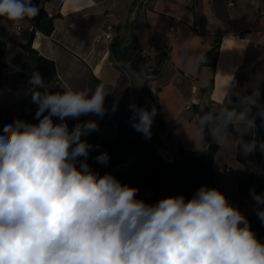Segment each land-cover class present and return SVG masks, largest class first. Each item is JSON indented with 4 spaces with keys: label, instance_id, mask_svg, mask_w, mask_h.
Wrapping results in <instances>:
<instances>
[{
    "label": "clouds",
    "instance_id": "9594fccd",
    "mask_svg": "<svg viewBox=\"0 0 264 264\" xmlns=\"http://www.w3.org/2000/svg\"><path fill=\"white\" fill-rule=\"evenodd\" d=\"M41 6L33 0H0V23L34 18ZM176 34L169 58L186 74H194L206 63L210 43ZM123 67L137 87L143 85L130 65ZM230 76L223 105L202 109L191 124L161 102L180 126L174 134L186 133L198 154L211 144L230 152L237 137L243 155L257 149L264 153V141L243 139L253 134L257 117L264 126L260 89L253 88L250 95L233 92L236 84ZM49 89L34 71L25 95L37 106L38 123L17 118L0 132V264H264V242L218 188L201 186L190 199L179 194L147 203L137 198L138 187L93 169L89 154L100 145L86 137L99 132L100 125L80 117L114 114L122 96L116 95L108 108L105 100L113 91L103 82L94 90ZM128 108L131 127L150 140L156 105L131 102ZM69 119L78 122L70 128ZM94 160L107 166L110 156L100 151ZM250 195L264 224V193L252 189Z\"/></svg>",
    "mask_w": 264,
    "mask_h": 264
},
{
    "label": "crops",
    "instance_id": "0c3cea01",
    "mask_svg": "<svg viewBox=\"0 0 264 264\" xmlns=\"http://www.w3.org/2000/svg\"><path fill=\"white\" fill-rule=\"evenodd\" d=\"M141 1L144 3L135 32L139 45L135 58H152L161 52L167 55L160 77L151 82L152 96L144 107L158 106L164 122V155L166 158L169 153L171 157L168 161L174 162L180 149L194 151L186 133L174 134L180 126L171 119L161 102L178 116L179 109L190 99L191 87H196L200 104L189 109H194L193 114L183 118L191 124L202 114V109L207 111L223 105L227 95L224 89L233 79L230 75L234 76L236 84L233 92L246 94L248 89L256 87L264 91V5L261 0H85L82 4L77 0H49L45 10L48 17L53 18L50 36L35 31L32 18L14 24L0 23V40L6 44L7 64L4 70L6 85L0 87V113L13 122L36 111L37 106L32 103L30 95H25L30 77L20 72L23 64L29 68L35 64V58L23 47L28 42L39 55L55 62L57 91L66 87L94 90L103 82L108 91H113L105 100L106 107L110 108L114 97L120 95L119 81L126 73L111 55V43L96 38L108 23L116 28L117 39L120 26L135 17ZM134 2L136 7L130 9ZM176 33L183 38L195 35L210 43L206 54L218 43L214 66L203 64L194 74L179 69L169 58L177 41ZM194 43L200 44L201 41ZM115 116L116 113L106 114L103 119L81 116L80 120H98L100 131L90 135L99 133L100 138L111 141L117 136ZM54 120L59 122L56 118ZM75 121H67L70 128ZM156 127L155 117L153 134ZM206 139L211 141L210 136ZM237 144L236 138L230 152L218 148L213 159L214 182L243 214L257 216L252 196L243 198L240 205L235 194L243 171L242 164L236 160ZM260 207L264 208V205Z\"/></svg>",
    "mask_w": 264,
    "mask_h": 264
},
{
    "label": "trees",
    "instance_id": "16d2710c",
    "mask_svg": "<svg viewBox=\"0 0 264 264\" xmlns=\"http://www.w3.org/2000/svg\"><path fill=\"white\" fill-rule=\"evenodd\" d=\"M49 0H33L34 4H40L41 9L39 14L32 18L34 30L46 36H50L53 29V18L48 17L45 10V5ZM137 2V1H136ZM133 6L130 8L136 7ZM264 5V0H261ZM140 13L137 11L135 17L128 21L126 29H128L127 36L119 41L115 39L110 45L111 55L116 59L118 66L124 69L126 75L132 79L123 65H130L131 69L139 76L151 75L153 81H156L164 68L167 55L165 52L156 54L154 57L135 58V54L139 50L138 41L136 38V30L139 26ZM33 34V33H32ZM26 53L35 58V64L32 68L23 64L20 67L22 75L31 77L34 71L39 72L45 83L50 85V91H57L59 84L56 79V65L52 59L39 55L31 48L30 42L23 46ZM6 44L0 40V87L6 85L4 77V70L7 67L5 61ZM218 50V43H216L211 51L206 54L207 61L205 64L214 66V60ZM152 65L146 67L149 62ZM147 68L151 73H145ZM123 75L119 81V88L123 83ZM152 81V82H153ZM211 88V85H209ZM253 89H248L246 94L250 95ZM261 103L264 104V91H261ZM151 91L143 87L142 93L136 97V104L145 106L151 99ZM129 98V97H128ZM233 105L237 104L236 97H230ZM127 100H122L119 103V109L115 116L117 124V136L111 140L106 141L100 138L99 133H94L92 136L86 137L89 143L99 144L100 149L92 151L89 154L88 163L93 167L100 165L95 162L94 157L100 151H106L110 160L120 159L121 166L116 171V178L124 184H129L139 188L137 193L138 199H143L147 203H155L161 198L183 194L186 199H190L196 190L201 186L215 187L225 194V191L215 184L213 178V159L218 150V146L212 144L206 152L196 153L180 149L178 156L174 162L166 160L162 147V136L164 132V122L160 116L158 106V115L156 116L157 127L150 141L146 140L142 134L136 132L130 125V117L132 113L129 111ZM22 120L29 123H38L35 119V113L22 118ZM78 121L72 122L73 124ZM12 123L9 118L1 120L0 113V132L5 125ZM257 127L253 134H246L243 139L251 140L255 138L258 141H264V126H261L260 118L256 120ZM238 144L236 149V160L243 166V171L239 178L236 196L238 203L242 204V199L251 196L250 190L255 189L257 193H264V153L259 149L255 154L243 155L240 152V139L237 137ZM163 153V156L158 151ZM148 157L151 159L152 169L144 173L138 170L139 159ZM250 222L252 230L256 233L257 238L264 242V224L259 218L254 215L244 214Z\"/></svg>",
    "mask_w": 264,
    "mask_h": 264
},
{
    "label": "rangeland",
    "instance_id": "374dc122",
    "mask_svg": "<svg viewBox=\"0 0 264 264\" xmlns=\"http://www.w3.org/2000/svg\"><path fill=\"white\" fill-rule=\"evenodd\" d=\"M140 13H141V11H140ZM127 23H128V21L126 20L122 24V26H120V30H118V38L117 39L119 41H122V39H124L127 36V33H128V29H126ZM152 63L153 62L151 61L148 64H146L145 66L149 67V65H152ZM145 73H151V70L149 68H147ZM140 78H141L143 85L137 87L136 81L134 79H130L128 76L123 75V77H122L123 83H122L121 88H120V96H122V100L126 99L128 103H131V102L136 103V97L142 93L143 87L145 85L151 91V82L153 81V77L151 75L145 76V74H143V75H140ZM151 94H152V91H151ZM150 107L151 106H148V108H150ZM118 109H119V107H118ZM117 112H116V114H117ZM193 113H194V109L186 111V109L184 110V105H182L181 109H179L178 117L183 119V118H186ZM4 118H8V117L1 114V120ZM154 121H155V119H154ZM89 136H92V135H89ZM158 152H159V154H161V156H163V153L160 150ZM166 158H167V160H171L169 153H167ZM120 164H122L120 159H117V160L112 159V160H110V162L107 166L96 165L94 170L100 172L101 175H103L105 173H111L113 176L117 177L116 171L121 166ZM151 169H152V164H151L150 158L145 157V158L139 159L138 170L140 172L144 173V172L149 171Z\"/></svg>",
    "mask_w": 264,
    "mask_h": 264
},
{
    "label": "built area",
    "instance_id": "2783aa9c",
    "mask_svg": "<svg viewBox=\"0 0 264 264\" xmlns=\"http://www.w3.org/2000/svg\"><path fill=\"white\" fill-rule=\"evenodd\" d=\"M144 1H146V0H144ZM140 3H141V5H140L141 7L138 5L137 10L142 12L144 2L141 1ZM32 22L34 23L35 20H33ZM115 39H116V28L114 27V25H111L108 23H106V25L102 29V32L96 38L97 41L105 40V41H108L110 43H112ZM200 101H201V98L198 94V89L196 87H191L190 99L188 102L185 103L184 108L186 110H189L193 106L199 105Z\"/></svg>",
    "mask_w": 264,
    "mask_h": 264
}]
</instances>
